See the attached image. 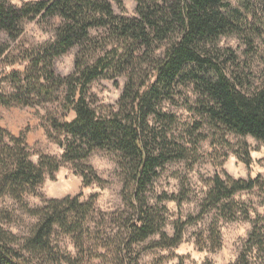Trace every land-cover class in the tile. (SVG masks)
Instances as JSON below:
<instances>
[{
	"label": "trees",
	"instance_id": "obj_1",
	"mask_svg": "<svg viewBox=\"0 0 264 264\" xmlns=\"http://www.w3.org/2000/svg\"><path fill=\"white\" fill-rule=\"evenodd\" d=\"M137 2L136 17L114 14L107 0H55L51 5H37L35 14H39L41 8L49 15L58 9L70 22L63 33L62 38L65 41L79 33L86 36L89 29L106 33L96 42L97 45L103 43L107 48L105 56L97 60L94 69L96 75L106 74L115 68L121 70L124 66L133 64H138L142 69L145 64L150 66V71L138 83L130 80L126 84L120 99L123 102L122 107L131 104L134 112L124 111L116 115L111 113L103 115L97 110L90 111L86 107L88 99L84 95V90L95 77L81 73L80 78L72 82L74 94L66 99L69 102L74 100L79 104L81 111L77 115L83 120V124L75 126V121L70 115L58 122L73 125L70 134L76 136L78 141H115L120 151L131 162L130 180L138 186V191L143 192L148 191L153 185L159 174L157 169L163 168L169 162L187 158L190 149L169 137L168 129L164 125L175 123L173 115L162 111L156 113V127L149 129L143 124V117L138 121L134 113L144 114L147 110L154 112V103L172 98L181 86H192L198 95V111L212 128L240 136H252L264 142V89L244 91V81L239 76L236 78L237 83L231 84L220 71L221 65L226 71L220 55L202 54L201 45L210 37L226 29L240 28L239 24L230 18L235 15L234 12L222 11L228 9L223 0H137ZM117 3L123 5V0H117ZM31 12V8L18 11L13 6H6V0L5 3H0V36L7 32V36L18 38L23 27L18 29L17 24L24 17H28L29 20L34 19V15H30ZM160 49L162 52L157 55L156 52ZM6 50L5 41L0 48V56H3ZM96 50L100 51V48L97 47ZM42 57V53H37L33 57L34 67L38 70L44 67ZM17 71H23V68L13 69V73ZM37 75L41 81L44 80L42 72H37ZM216 75H219L220 79H214ZM60 87L65 85L61 83ZM13 99L24 102V94L19 93ZM4 102H7L6 98ZM101 118L103 122H97ZM49 127L55 131L54 125L50 124ZM65 131L68 129H61L62 140L65 139L63 135ZM48 136L52 140L51 136ZM16 143L20 145L15 154L17 166L0 176V196H9L10 200H15L19 204V210L24 209L27 215L39 218V227L33 233V243L47 248L53 236L58 238L59 234H63L68 237L74 248L77 244L81 245L79 254L75 258L64 257L67 264H83L85 254H91L95 259H102L103 252L99 248L93 252L87 240L102 239L100 228L97 227L99 225L97 218L108 217L118 222V217L102 213L98 209L97 194L86 199H83L82 192L76 196L47 198L43 199V204L38 207H31L26 199H20L22 194H26V197L37 196L38 194L30 189H34L37 183L44 185L48 178L55 179L56 173L66 163L71 164L82 177L84 188L95 183L99 185L105 183L103 178L83 166L85 157L79 151V143L70 153L63 144L57 143L62 150L60 157L63 158L64 163L57 164L55 158L59 156L44 153L39 160V169L25 160V140L18 138ZM157 148L159 154L153 156L152 151ZM9 152H11L10 148ZM242 153L245 155L246 163L250 165L251 155L248 147L244 148ZM5 164L4 156L0 155V165ZM127 186V182H124L122 192ZM253 190H259L264 194V178L258 176L236 179L228 174L225 177L216 174L202 209L206 212L214 207L226 218L235 220L238 218L240 204L234 200V197L243 191ZM134 200L136 203L130 201L129 206L138 211L136 218L144 220L145 224L129 237V241L133 244L147 239L150 235L159 234L161 239L155 243V246L177 247L183 240L186 226L194 224L201 217V215L190 216L186 220L175 222L173 235H168L164 231L165 220L158 207L152 205L144 207L143 201L135 194ZM18 209L10 208V205L0 207V220L11 222L13 212H17ZM57 222L62 232L54 231L53 225ZM259 222V220L254 221L248 243L262 247L264 227L260 226ZM125 225L137 229L135 221L130 216L124 217L123 226ZM43 235L49 239L43 240ZM209 240L213 248L221 247V233L217 224H212ZM100 247H103V244ZM9 253L10 249L7 247L0 251V264H17V261L12 259L15 253L11 255ZM238 264H250L247 254L241 255Z\"/></svg>",
	"mask_w": 264,
	"mask_h": 264
},
{
	"label": "clouds",
	"instance_id": "obj_2",
	"mask_svg": "<svg viewBox=\"0 0 264 264\" xmlns=\"http://www.w3.org/2000/svg\"><path fill=\"white\" fill-rule=\"evenodd\" d=\"M225 2L229 8L222 9V11L234 12L235 15L230 18L239 24L240 28L239 30L226 29L222 33L210 37L201 45L202 54L223 55L227 50H230L234 54L235 62L239 64V68L228 65L227 71H225L224 66L221 65L220 71L224 77L235 85L238 75L245 76L251 81L252 89L260 91L264 89V0H225ZM0 3H5V0H0ZM53 3L55 0H6V6H13L18 11L31 8L30 15H34V19L29 20L28 17H24L22 21L18 22L17 28L23 27V31L16 39L7 36V32L3 33L7 50L3 56H0V108L24 113L26 120L24 123H0V155L4 156L6 161L5 165H0V176L17 166L15 154L20 147L16 143L18 138L25 140L26 162L30 161L34 168H40L39 160L44 156L45 148L40 144H28L26 138L33 135L36 129L41 126L53 141L63 144L69 153L79 143V151L85 157L83 166L89 168L96 175L107 177V182L100 185L104 189L102 196L109 200L110 207L114 204L116 209L114 213L110 211L108 214L115 215L121 220L130 216L137 225V229L134 230L126 225L121 227L119 222L115 225L106 224L101 233L102 239L98 241L88 239L87 243L93 252L97 248L103 252V264H144L145 260H150L161 254L159 248L146 249L151 241L157 240L159 237L150 235L147 239L139 240L134 244L129 241V237L133 235L134 231L139 230L145 224L144 220L136 218L138 211L130 207L129 202L136 203L135 194L143 201L144 207L158 205L159 202L155 200V195L159 193L160 189L157 187L153 193H149L147 190L138 191V186L129 177L131 162L120 151L115 141H78L76 136L70 134L73 125L58 123L70 115L71 119L75 121V126L83 124V120L77 115L81 111L79 104L74 100L69 102L66 99L74 94L75 89L72 82L80 78L81 73L95 77L94 81L88 83L84 90V95L88 99L86 107L90 111L97 109L103 111L110 104L109 112L113 115L124 111L134 112L131 104L122 107L123 102L119 99V93L124 89L114 87L112 81L118 80L122 84H127L130 80H135L138 83L143 78L144 69L140 68L138 64H133L124 66L119 71L109 70L106 74L96 75L94 69L97 60L99 57L105 56L107 51L103 43L97 45L96 42L106 33H98L89 29L86 36L79 33L65 41L62 38L63 33L70 22L58 9L49 15L41 8L39 14H35L37 5ZM107 3L112 6L114 14L119 16L135 15L129 6L130 0H123V5L117 4V0H107ZM90 14L99 15L98 13ZM37 33L40 34L39 42L35 39ZM3 45L4 41H0V48ZM97 47L100 48V51L96 50ZM37 53H42L44 59V67L39 70L34 67L33 60ZM16 68H23V71L13 73V69ZM37 72L43 73V81L39 79ZM30 74H32L31 77ZM214 79H220V76L216 75ZM61 83L65 87H60ZM104 85L107 87L105 88ZM19 93L24 94V102L13 99ZM5 98L7 102H4ZM180 102L182 103V100ZM183 106L186 107V105ZM153 108L154 112L147 110L144 114L134 113L138 121L143 117L142 122L149 129L156 127V113L164 108V104L154 103ZM73 109L75 110L73 111ZM193 118V116L184 117L188 120ZM97 122H103V119L101 118ZM50 124L55 126V131L49 127ZM28 126H31V131ZM61 129H68L63 133L65 137L63 140L61 139ZM247 139V136L241 137V145ZM141 140L143 142V136ZM258 144L261 155H264V142H258ZM9 148L11 152H9ZM208 151L213 152L212 157L209 158L210 162L223 168L225 164L221 162L230 159L233 150L218 140L211 144ZM224 153L227 155H223ZM158 154V148L152 151L153 156ZM237 155H241L243 158L242 153H237ZM55 159L57 164L64 163L62 157ZM98 161H103L102 167H98ZM124 182H127L128 186L125 191L121 192L120 189L124 187ZM92 188H95V185H92ZM30 191H34L42 199H47L51 195V193L45 192L42 183H37L35 188ZM26 198V194H22L20 197L21 200ZM0 201H2L0 207H8L11 202L19 208V204L15 200H10L7 195L0 196ZM38 227L39 218L27 215L24 209L13 212L11 222L0 220V251H3L5 247L9 248L10 255L15 253L12 259L16 260L17 264H67L64 257L75 258L79 254L81 245L77 244L76 248H69L66 243L68 237L64 235H61L60 238L53 236L47 248L33 243V233ZM53 228L54 231L62 232L58 222L53 225ZM248 228L250 231L251 226L249 225ZM42 239L47 241L49 238L43 235ZM247 239L248 232H245L242 234V238L236 241V247L232 249L233 264H238V256L242 248L248 247L245 243ZM101 244L103 247H100ZM257 256L260 259H257ZM247 259L250 264L264 262V252H261L259 245L251 246V250L247 252ZM88 264H91L90 260ZM172 264L175 262L172 261Z\"/></svg>",
	"mask_w": 264,
	"mask_h": 264
},
{
	"label": "rangeland",
	"instance_id": "obj_3",
	"mask_svg": "<svg viewBox=\"0 0 264 264\" xmlns=\"http://www.w3.org/2000/svg\"><path fill=\"white\" fill-rule=\"evenodd\" d=\"M223 1L225 2V0ZM137 4V0H130L129 6L135 15L128 17H136L138 15ZM226 5L229 8L227 3ZM35 39L39 42V33H37ZM0 41H6L3 34L0 36ZM161 52L160 49L156 54L159 55ZM220 59L225 64L226 71L228 65L239 68V64L235 62L234 54L230 50L220 55ZM143 69V76H146L147 72L150 71V66L145 64ZM112 71H119V69L115 68ZM238 76L244 81L243 90L253 92L251 81L245 76ZM112 83L114 87H122L125 91L126 84H122L118 80H113ZM104 87L106 88L107 85H104ZM124 91L119 93V99H121ZM197 99L198 95L194 92L192 86H181L172 98L164 99L161 102L164 104V108L161 111L173 115L175 121L173 125H164L168 129L169 137L190 149V154L185 159L169 162L163 168H160L159 174L155 178L153 185L148 189V192L153 193L157 187L160 189L159 193L155 195V200L159 204L155 206L158 207L161 215L164 217V231L168 235H173L175 222L186 220L190 216L201 215V217L194 224L186 226L183 240L177 247L155 246V243L161 239V236L157 234L159 238L151 241L146 246V249L159 248L161 254L150 260H145L144 264H172V261L175 264H233L231 259L233 255L232 249L236 247V241L240 240L242 234L245 232H248L249 239L254 228V221L259 220L260 226L263 225L264 227V194L259 190L243 191L234 197V200L240 204L238 218L235 220L226 218L214 207L208 209L206 212L203 211L202 205L213 186V178L216 174H220L223 177L228 174L236 179H249L258 176L264 178V171H261L264 169V155H261L258 144V142L263 141H259L252 136H247L248 139L241 145L240 138L244 136L212 128L207 119L200 115L197 108ZM181 100L182 103L180 102ZM183 105H186V107ZM110 108L111 105L109 104L103 111L97 109V112L108 115L110 114ZM186 116H193L194 118L191 120L184 119ZM25 120L26 115L24 113L0 108V123H24ZM28 127L29 131H31V126ZM218 140L233 150L232 157L227 161L221 162L225 164L223 168H220L209 160L213 152H209L208 149L211 144L216 143ZM27 142L30 145H42L47 154L59 157L62 155V150L42 130V126L37 128L33 135L27 137ZM246 147L251 149L250 165L246 163L244 159L245 155L242 153ZM237 153H242L243 158L241 155H237ZM223 155H227V153ZM102 166L103 161H98V167ZM55 176V179L48 178L44 184L45 192L51 193L48 198H63L69 195L76 196L82 192L84 194L83 199H85L93 194H97V207L102 213L108 214L110 211H116L115 205L112 204L110 207L109 200L105 196H102L104 189L99 184H92L95 185V188H92V185L86 188L83 187L82 177L77 174L71 164H64ZM99 176L107 182V177ZM122 190L123 188L120 189L121 192ZM26 202L31 207H38L43 204V199L39 195H32L26 198ZM8 205H10V208L15 207V209H18L11 202ZM18 211L20 210L18 209ZM97 221L101 234L106 224L115 225L119 222L122 227L124 218L122 220L118 218V222H116L113 219H108V217L104 219L100 216L97 218ZM213 223L217 224L221 233L222 245L219 248H213L209 240L210 228ZM249 225L251 226L250 231ZM61 235L63 234H59L58 238ZM248 239L245 241L248 247L242 248L238 261L243 253L247 254L251 250L252 244L248 243ZM262 242L263 246L260 247V250L264 252V235ZM66 243L69 248H74L69 239ZM89 252L90 250L88 254ZM257 259H260V257L257 256ZM83 260V264H88L89 260L91 264H103L102 259H95L91 254L83 255Z\"/></svg>",
	"mask_w": 264,
	"mask_h": 264
}]
</instances>
